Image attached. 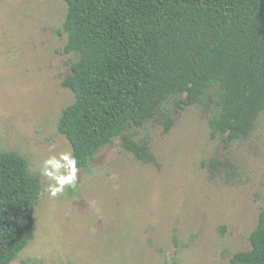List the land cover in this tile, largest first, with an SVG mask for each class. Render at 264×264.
<instances>
[{
	"label": "rangeland",
	"instance_id": "1",
	"mask_svg": "<svg viewBox=\"0 0 264 264\" xmlns=\"http://www.w3.org/2000/svg\"><path fill=\"white\" fill-rule=\"evenodd\" d=\"M65 14L62 0H0V151L22 155L31 173L50 144L70 147L57 129L74 100L61 83L75 60ZM214 113L204 98L173 111L167 130L161 119L126 130L149 142L148 164L115 136L76 189L40 195L33 238L9 264H230L264 207V111L227 148L210 137Z\"/></svg>",
	"mask_w": 264,
	"mask_h": 264
},
{
	"label": "trees",
	"instance_id": "2",
	"mask_svg": "<svg viewBox=\"0 0 264 264\" xmlns=\"http://www.w3.org/2000/svg\"><path fill=\"white\" fill-rule=\"evenodd\" d=\"M62 1L64 51L75 60L61 83L74 100L57 129L80 169L118 135L151 163L149 142L125 131L160 119L167 130L173 111L204 98L215 109L211 138L227 148L253 131L264 111V0ZM41 188L22 155L0 151V264L32 240ZM249 242L230 264H264V207Z\"/></svg>",
	"mask_w": 264,
	"mask_h": 264
},
{
	"label": "clouds",
	"instance_id": "3",
	"mask_svg": "<svg viewBox=\"0 0 264 264\" xmlns=\"http://www.w3.org/2000/svg\"><path fill=\"white\" fill-rule=\"evenodd\" d=\"M56 144H50L51 153L40 162L36 173L43 178L40 195L45 193L50 198L64 194L66 188L76 189L80 182L79 159L71 147L56 151Z\"/></svg>",
	"mask_w": 264,
	"mask_h": 264
}]
</instances>
